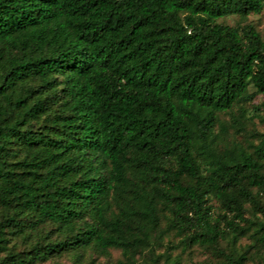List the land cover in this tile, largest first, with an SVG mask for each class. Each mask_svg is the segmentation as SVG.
<instances>
[{
	"label": "trees",
	"instance_id": "trees-1",
	"mask_svg": "<svg viewBox=\"0 0 264 264\" xmlns=\"http://www.w3.org/2000/svg\"><path fill=\"white\" fill-rule=\"evenodd\" d=\"M263 10L0 0V264H264Z\"/></svg>",
	"mask_w": 264,
	"mask_h": 264
},
{
	"label": "rangeland",
	"instance_id": "rangeland-1",
	"mask_svg": "<svg viewBox=\"0 0 264 264\" xmlns=\"http://www.w3.org/2000/svg\"><path fill=\"white\" fill-rule=\"evenodd\" d=\"M221 21H224L226 23L232 24V25H236L238 24L241 20L238 16H230L227 17ZM244 22H251L254 24V26L257 28L258 31H260L262 33V35L264 36V10L262 13L260 14H252L248 17V19ZM261 97H259L256 101H260ZM256 122L259 125L260 129H264V126L261 125L259 123V120L256 119ZM247 242V240H244V243ZM118 252H114V256H117ZM187 259V260H186ZM206 259H210V256L205 253L203 250L200 249H196L192 254H186L185 255V264H203V262ZM216 261V259L214 258V260L212 261L213 263Z\"/></svg>",
	"mask_w": 264,
	"mask_h": 264
}]
</instances>
